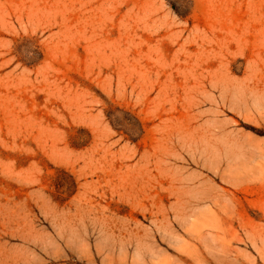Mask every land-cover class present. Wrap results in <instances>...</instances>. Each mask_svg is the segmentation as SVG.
Segmentation results:
<instances>
[{"label":"rangeland","instance_id":"rangeland-1","mask_svg":"<svg viewBox=\"0 0 264 264\" xmlns=\"http://www.w3.org/2000/svg\"><path fill=\"white\" fill-rule=\"evenodd\" d=\"M0 264H264V0H0Z\"/></svg>","mask_w":264,"mask_h":264}]
</instances>
